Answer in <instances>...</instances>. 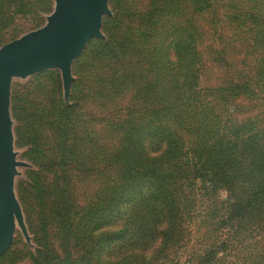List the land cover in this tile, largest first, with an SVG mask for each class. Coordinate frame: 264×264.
I'll return each mask as SVG.
<instances>
[{
  "label": "rangeland",
  "instance_id": "1",
  "mask_svg": "<svg viewBox=\"0 0 264 264\" xmlns=\"http://www.w3.org/2000/svg\"><path fill=\"white\" fill-rule=\"evenodd\" d=\"M129 1L130 16L142 17V60L134 55L124 64L116 59L109 64L99 58L101 42L118 31L115 16ZM108 7L111 15L103 18L101 26L104 38L91 40L72 63L70 97L64 103L78 104L77 127H83L89 111L95 115L94 148L78 143L66 149L63 168L53 177L65 184L74 222L90 204L98 205L100 211L99 204L113 197L125 172L135 178L145 165L161 178L162 172L167 175L166 185L183 208L179 248L183 262L217 247L214 264H264V194L249 206L248 215L221 223L232 206L259 189L264 180V0H109ZM155 14L161 18L150 23V15ZM46 16L15 8L0 10V47L43 26ZM152 44L157 46V66L162 71L163 87L157 89L151 86ZM168 44L179 48L166 52ZM136 66L142 68L139 78L115 85L114 77L131 74ZM38 84L44 88H36ZM102 86L105 95H112L107 105L103 100L95 104L97 98L92 97ZM31 89L35 95L28 94ZM60 100L64 102L59 70L12 80L13 150L17 161L28 164L17 167L14 192L30 243L17 225L0 264H35L40 246L53 264H120L126 255L114 250L103 253L93 246L103 233L122 227L121 217L92 233L82 221L78 226L64 223V231L62 220L49 218L30 188L29 170L37 171L44 160L32 159L39 152L29 135V116L35 105L51 113L53 107L59 108ZM157 105L161 110L151 112V118L148 111ZM145 118L166 132L161 148L151 145L154 138L142 143L140 135L130 146L125 143V124ZM46 143L52 145L49 139ZM181 150L184 156L175 157ZM95 152L98 159L90 165ZM195 168H210L219 177L211 175L202 182L192 175ZM46 198L51 201L53 196ZM146 205L142 203V216Z\"/></svg>",
  "mask_w": 264,
  "mask_h": 264
},
{
  "label": "trees",
  "instance_id": "2",
  "mask_svg": "<svg viewBox=\"0 0 264 264\" xmlns=\"http://www.w3.org/2000/svg\"><path fill=\"white\" fill-rule=\"evenodd\" d=\"M53 6L52 0H0V10L7 8V11H9L15 8L20 13H27L29 10L31 13L49 15L53 10ZM131 6L132 2L129 1L127 5L120 8V12L115 16L117 25H119L118 31L112 32L106 40L101 42L102 49L99 58H105V61L109 64L113 59L120 61V65L124 64V60L132 61L131 57L134 55H139V59L142 60V54L144 53V50H142V17L137 14L135 18L134 15L130 16L132 14ZM159 18H161L160 15L157 17L156 14L154 16L150 15L149 22L154 23L155 19ZM5 21H8V18ZM38 28L39 26L34 29ZM150 47L152 49V60H150L149 68L154 75L151 86L153 89H157L163 87L160 76L162 71L157 66V46L152 44ZM175 47L179 48L177 44H168L165 51L169 52ZM138 67L136 66L131 74L123 75L124 73H121L123 76L114 77L115 85L117 86L120 80L127 83L131 79L134 82V78H139L138 74L142 73V68ZM38 86L44 88L43 84H38L36 88ZM32 90L29 91V95H35ZM96 91L95 95L92 96L97 98L95 104L100 100H103L106 105L112 101L111 94H104L105 88L103 86L98 87ZM36 98L32 100L31 105H34L33 102ZM64 103L60 100L59 108L53 107L51 113L35 105L33 106V113L29 116L32 117L29 135L31 142L39 152L38 156L34 155L32 159L40 157L44 160L40 169L37 171L29 170L30 182H32L30 188L37 194L41 210L46 212L49 218L62 220L61 228L64 231H67L63 225L64 223L67 226L74 224L78 226L82 221V224L86 223V226H89L88 231L92 233L100 230L104 225H109L112 219H116L118 216L121 217L122 227L118 231L105 232L96 238L93 243V246L96 249L103 250V253L111 250H114L117 254L120 251L125 252L126 255L122 258L120 264H214L220 251L217 247H210L193 260L183 262L179 255L183 232L181 220L183 208L180 207L177 199L171 194L169 187L166 185L167 175L162 172L161 178L158 173L145 165H142V173L134 175L135 178H130L128 173L125 172L126 177H122L117 182L118 186L116 185L117 187L114 188L113 197L108 200V203L99 204L100 211L98 205L93 206L90 204L79 215L78 221L74 222L73 217H71L72 205L63 187L65 184L62 185L60 179L54 180L53 177L56 175L57 170L63 168L62 164L66 149L69 151V147L74 144L78 145V143L84 144L88 148H94L93 131L95 128L93 122L95 115L93 111H89V114L85 116L86 120L83 122V127H77L79 123L76 112L78 104L66 106ZM158 106H151L153 107L152 110L148 111L151 118L153 117L151 112L152 114L160 112L161 108ZM146 120L148 119L145 118L142 121L125 124L127 126L123 132L125 143L130 146L129 143L132 139L136 135H140L139 140L142 138V143L145 141L150 143L151 138H154L151 145H157L161 148V144L164 142L163 134H166V132L161 126L153 125L151 122L146 123ZM48 139L52 142L50 146H47L46 143ZM167 149H171L169 143ZM123 150L124 148H122ZM74 151L71 152L72 155ZM91 152H94V150ZM127 153L133 157V152L129 150ZM93 156L92 160L88 162L90 165H95L94 161L98 159L96 152ZM183 156L181 150L175 157L182 158ZM69 161L74 162L73 159ZM204 161H211V158H206ZM133 171L131 170V172ZM211 172L213 171L210 168H195L191 171L192 175L200 177L202 182L211 175L219 177L218 173L211 174ZM50 174H52L51 178ZM130 194L133 195L132 198L126 201L125 197ZM263 194L264 180L259 189L236 202L227 218L222 220L221 223L228 219H242V216L248 215L249 206H252ZM47 195L53 196V199L50 201L46 198ZM143 202L147 203L148 206L146 205L142 216ZM137 210H139L138 213ZM68 217L70 223H68ZM170 256H173V258ZM48 257L46 251L40 246L38 255L34 257L35 264H53ZM64 262L67 261L64 260Z\"/></svg>",
  "mask_w": 264,
  "mask_h": 264
},
{
  "label": "water",
  "instance_id": "3",
  "mask_svg": "<svg viewBox=\"0 0 264 264\" xmlns=\"http://www.w3.org/2000/svg\"><path fill=\"white\" fill-rule=\"evenodd\" d=\"M109 0H53L52 12L40 28L0 47V257L10 247L18 225L27 243L30 235L14 192L17 167L10 117L11 84L45 70L61 73L63 100L69 102L74 60L93 39H103L102 20L110 16Z\"/></svg>",
  "mask_w": 264,
  "mask_h": 264
}]
</instances>
